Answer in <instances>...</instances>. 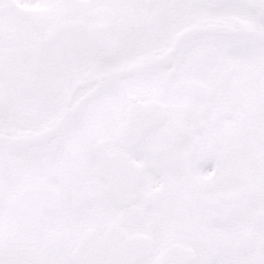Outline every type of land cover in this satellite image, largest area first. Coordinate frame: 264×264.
Listing matches in <instances>:
<instances>
[{"label": "snow or ice", "instance_id": "snow-or-ice-1", "mask_svg": "<svg viewBox=\"0 0 264 264\" xmlns=\"http://www.w3.org/2000/svg\"><path fill=\"white\" fill-rule=\"evenodd\" d=\"M0 264H264V0H0Z\"/></svg>", "mask_w": 264, "mask_h": 264}]
</instances>
